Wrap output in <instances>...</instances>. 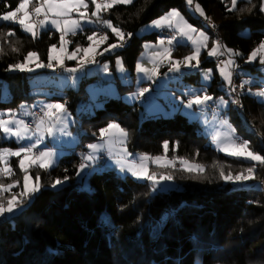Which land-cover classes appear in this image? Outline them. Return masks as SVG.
<instances>
[{
    "label": "trees",
    "instance_id": "obj_1",
    "mask_svg": "<svg viewBox=\"0 0 264 264\" xmlns=\"http://www.w3.org/2000/svg\"><path fill=\"white\" fill-rule=\"evenodd\" d=\"M18 2L0 0V13L9 10L4 7L5 3L15 8ZM193 4H199L205 15L198 11L192 15L187 0H135L131 5H116L103 12V20L119 27L125 38L128 33L131 36L127 46H119L120 50L99 59H110L114 67L115 57H121L125 67L135 73L144 44L159 39V31L139 36V30L176 9L195 25H199L200 18L210 17L219 27L222 45L242 53L243 58L237 61L240 83L242 68L259 72L258 61L245 64L244 60L264 41L260 0L240 1L241 12H228L225 5L230 6L229 0H193ZM253 5L249 13L247 9ZM9 30L15 32L7 38L11 46L0 40L3 45L0 112L15 111L35 99L28 74L9 71V65L22 61L28 51L38 52L40 60L47 63L49 47L60 46V33L53 30L42 32L33 40L20 25L0 21V33ZM93 30L96 31L95 24L71 36L72 49L78 45L88 47L87 36ZM108 36L103 48L121 43L110 29ZM12 47L19 52H13ZM192 50L190 45H179L173 52L174 56L184 57ZM214 64L215 59L204 60L202 65ZM46 70L58 75L50 68ZM177 74L181 77V73ZM189 79L195 81L193 76ZM219 83L216 74L209 92L227 96V91L218 90ZM244 90L246 119L235 112L232 121L241 140L250 141L253 150L264 155V104ZM116 97L102 98L103 108L91 117L77 115L79 105L88 99L83 88H66L63 96L52 98L67 102V109L80 120L76 126L84 133L79 144L55 167L31 170L34 178L39 176L40 191L30 200L23 198L24 210L0 222V264H264V166L256 165L253 180L243 181L241 185L226 182L220 177V167L226 174L230 171L235 176L254 162L229 157L213 148L208 137L201 133V126L181 111L169 117L148 115L137 102L133 104ZM149 98L152 101L146 102L153 103L154 99ZM233 109L230 102L229 110ZM37 110L40 109L32 111L33 117ZM238 121L243 125L239 126ZM111 122H117L129 132L128 149L132 154L166 156L177 162L175 158H184L203 165L205 171L190 173L182 168H161L153 164L151 173L158 170L173 176L177 188L166 192H153L150 181L121 177L114 171L93 174L89 189H85L77 175L78 166L88 151L87 146L98 141L100 130ZM165 142L169 145L167 153L163 148ZM0 148L17 149L19 145L1 140ZM12 165L17 171L7 182L19 181L20 186L12 192L19 193L23 173L18 168V159H13ZM57 179L64 182L52 187ZM4 195L7 198L11 193Z\"/></svg>",
    "mask_w": 264,
    "mask_h": 264
},
{
    "label": "snow or ice",
    "instance_id": "obj_2",
    "mask_svg": "<svg viewBox=\"0 0 264 264\" xmlns=\"http://www.w3.org/2000/svg\"><path fill=\"white\" fill-rule=\"evenodd\" d=\"M134 0H19L15 8L5 3L4 7L9 9L6 12L0 13V21L12 22L20 25L22 31L29 33L33 40L38 37L40 30L51 27L54 28L57 32L60 33L59 36V52L66 53V58L68 60H76L78 53H83L82 57L79 58V64L81 68L87 64L89 61L91 63H96V54L98 48L101 44L106 43L109 39L107 34L101 35L99 32L93 30L90 35L87 36V40L90 42L88 47L76 46L74 51L71 53L67 52V45L71 43L70 40L66 39L69 35L75 36L78 31H84L85 24H96L97 22L103 23L111 32L119 38L120 44H110L104 51H109L115 49L118 46H123V41L125 40V33L117 26H114L110 20H103L101 14L105 11L111 10L116 5H131ZM229 4H226V10L228 12H241L242 9L238 7L240 0H229ZM251 3V0H248ZM187 3L191 5L193 0H187ZM94 6V10L89 13V5ZM252 7L248 8L247 11L251 13ZM195 10L198 11L202 16L205 15L204 9L196 4ZM259 11L264 13V0H260ZM20 14V15H18ZM95 18V19H94ZM206 19L210 17L205 16ZM173 20H177V23L173 25ZM167 25L169 28H173L174 33L178 34L181 39L186 41H191L194 45V49L190 54L183 57L182 60H174L172 58V52L174 46H179V41L177 40V35L174 34L171 37L167 38V46L165 45V39H161L159 44L163 47L158 48L156 51L151 53V63L152 68L148 69L144 67L143 63L137 64L138 72L144 73L149 77H158L160 76V67L164 64L165 61L168 63V72H181V68H200V54L203 48H208L209 36L204 32L198 33V39L193 36V33H197L198 30L194 28L191 24H188L186 20H183L181 14L178 10L173 9L166 16L161 18L158 21L154 22V26L160 27L161 25ZM15 32L9 30L7 33H0V40L9 43L8 37L14 36ZM128 37L131 36V33L127 34ZM174 41L176 45H174ZM146 47H156V46H146ZM13 52H19V49L12 47ZM58 51L57 45L53 44L49 47L47 63H44L40 60V55L36 51H28L23 60L15 64L9 65V71L19 70L21 72L27 71L32 72L37 68H52L55 70L56 66L64 68V58L62 56L55 55ZM225 52L228 54L229 59L223 61V67L220 68L221 76L227 85L231 88L232 92L236 91V88L233 87L232 72L230 67L236 66L235 60L232 56L241 55L233 49L227 48L226 45H222L219 40L214 41L213 47L208 51L209 56L224 55ZM0 54H3V45L0 44ZM100 55H103V52H99ZM259 58V62L264 64V41H262L257 48H255L248 56L247 62L251 63ZM195 61V63H193ZM120 66V70L123 71L122 61H117ZM34 65V67L32 66ZM106 68V66H105ZM77 68H68L69 72H76ZM168 73H164L167 76ZM211 76V70H207L204 73V79L208 80ZM251 80H244L240 83L239 88L243 89L245 85H250ZM149 88H141L135 96L143 97L145 93L150 92ZM251 93V88H249ZM258 97L264 98V82L261 83L259 89L252 93ZM210 102L215 103L214 97L207 93V89H203L200 93L193 92L192 99L187 103V108L191 109L193 105L199 106L202 110L210 106ZM233 103L239 104L240 101L235 99ZM66 101L64 103H48L41 107V115L36 124L35 129L33 130L29 124L25 123L22 119H16V114L9 111L7 113H0V117L7 115L9 119L0 118V131L3 132L6 138L16 137L17 141L24 139L32 140V137H35V140L28 145H22L19 149L13 150L11 148H0V164L3 166L0 167V217H4L6 214H12L23 206V198H30L32 195L40 191L39 183H32L30 186V181L32 177L29 175V167H38L44 170H47L53 166L57 158V153L52 150H39V145L43 143L45 135L47 136H57L66 135L71 136L72 133L68 131V122L70 120V114L66 107ZM228 101L223 97L219 98V103L216 104V107L226 106ZM23 107V106H22ZM223 123L228 125V121L224 120ZM235 129H231V132L227 138V142L219 146L220 151L225 152L229 156L243 158L249 161L254 162L253 166H249L246 169L242 170L239 174L233 176L229 171L227 174L223 167H220L219 174L220 177L226 182H243L249 181L256 178V165L264 166V155L260 152L253 150L251 147V142L248 140H241L239 137L234 136ZM129 132L122 128L118 123L112 122L109 123L106 128H103L99 132L100 139L104 141V145L110 146L116 140H119L121 144V151L125 156H131L132 154L128 152L126 144L129 139ZM215 140L220 142L221 137L217 135ZM104 145L92 143L87 147L91 150L90 153L82 157V163L78 166L79 171L83 172L85 168L89 167V162L97 159L95 155L97 152L101 151ZM178 147V145H177ZM165 153H167L169 145L167 142L163 145ZM10 157H18L19 159V168L23 171V185L22 191L19 193H12L11 190L14 187L20 186L19 181H13L11 183H4L5 178H11L15 175L13 168L9 163ZM166 159L165 157H150L147 154L143 155L140 158V163L128 164L126 159L122 161H117L118 163L122 162L127 166V170L138 179H146L152 182L153 188L152 191L157 190L156 186L160 184L161 181H170L173 179L171 174H157L150 173L148 166L144 163L145 161L152 160L159 167H172L175 168L174 160H168L166 164H161V160ZM179 160V163L182 166V170L188 172L203 173L205 168L201 164H193L187 159L184 158H175ZM218 167V165H214ZM122 170H124L122 168ZM67 179V178H65ZM36 181H39V176L35 177ZM64 181L57 179L55 183L52 184V187L63 183ZM5 193H11L9 197H5Z\"/></svg>",
    "mask_w": 264,
    "mask_h": 264
},
{
    "label": "rangeland",
    "instance_id": "obj_3",
    "mask_svg": "<svg viewBox=\"0 0 264 264\" xmlns=\"http://www.w3.org/2000/svg\"><path fill=\"white\" fill-rule=\"evenodd\" d=\"M135 1V0H134ZM240 1H248V0H240ZM189 10L192 15H197V11L193 7V3L189 5ZM172 11V10H171ZM169 11V12H171ZM91 12V7L89 5V13ZM169 12L164 14L163 16L153 20L152 22L144 25L138 32L139 36H144V35H149L154 32H158L163 29H170L172 31L173 28H169L166 24L161 25L160 27L154 26V22L160 20L164 16H166ZM180 12V11H179ZM181 17L183 20H186L188 24H191L194 28L198 30L197 33H193V36L198 37L199 32H204L206 35L209 36L208 40V48H203L201 50L200 54V68H181V77L177 76L178 74L176 72H167V76L161 73L162 68L168 67L167 61L164 62V64L160 67V76L158 77H149L146 76L144 73L138 72L136 70L135 73L130 72L124 65L123 59L121 57H115L114 60V67H112V61L110 59H99L100 57L104 55H110L116 52L117 50H120L121 48L118 46L115 49H111L109 51H104V45L106 43H103L99 46L98 52L96 54V63H91L90 61L85 64L82 68L79 64V58L82 57L83 53H78L77 54V59L76 60H68L66 58L67 54L66 53H61L59 52V47L58 51L55 55L62 56L64 58V68H60L59 66H56L55 69H61L63 71V74L61 75H54L49 72H47L45 68H37L35 71L32 72H27L24 71L25 73L28 74V77L30 78V86L32 87V95L35 97L34 102L32 103H25L21 105V107L15 111H12L13 113L16 114L15 118L16 119H22L25 121H33L35 124L37 122V118L33 117L32 111L34 109H41V107L45 104L48 103H63L61 101H54L52 100L53 97L55 96H63L64 90L66 88H72L74 90H79L83 88L84 93L87 94L88 99L85 103L79 105L77 109V115L82 116L86 115L88 117H91L95 115V113L103 108L104 102L102 101V98L108 97V98H118L116 96L123 97V100L129 102V103H135L137 102L138 104L142 105L144 110L149 112L150 110H156V112H162V114H168L167 112H172L169 116H173L174 113L181 111L182 114L187 115V117L190 119V121H195L201 126V133L208 137L210 144L212 147L216 148L217 150L219 149V146L222 145L223 143L227 142V138L231 132V129H235L234 136L239 137L241 139V136L239 135V132L237 131L236 125L233 123L232 119L235 118V111H230L229 105H230V100L228 97H226L224 94H221L220 96H216L215 93H210L209 89L212 85V82L215 78V75H219L220 78V83L218 84V90L226 92L229 88L227 83L224 81L223 77L221 76L220 73V68L223 66H219L218 64H214L213 66L209 67H204L202 64L204 60L206 61H213L216 59L219 55L217 56H209L208 51L213 47L214 41L216 39L211 36V32L209 29L203 25V23L198 21L199 25H195L189 21V18L184 16L181 12ZM19 15V14H18ZM95 19V18H94ZM5 22V21H4ZM177 23V20H173V25ZM94 24H85L84 25V30L88 27H92ZM49 30L56 31L54 28L46 27L42 30H40L38 36L42 32H46ZM57 32V31H56ZM83 31H78V33H81ZM59 33V32H58ZM29 34V33H27ZM177 35V40L180 42V44H190L192 49H194V45L192 44L191 41H186L184 39H181V37ZM72 35H69L66 37V39L70 40V37ZM119 39V38H118ZM163 38H159L156 42H146L143 46V51L138 59V63H143L144 67L151 69L152 68V63H151V53L153 51H156L158 48L163 47L159 44V41ZM118 44V43H116ZM174 45H176V42L174 41ZM146 46H156V47H146ZM167 46V39H165V45ZM67 52L71 53L74 51L72 49V41L70 44L67 46ZM177 46H174V48ZM228 48V47H227ZM232 49V48H230ZM234 50V49H233ZM236 51V50H235ZM99 52H103V55H100ZM238 52V51H236ZM240 53V52H238ZM238 56H232L231 58L235 60L236 66L230 67V71L234 69H239V66L237 65L238 58L242 59L243 55ZM227 58L229 59L228 54L225 52ZM204 56V58H202ZM172 58L174 60H182L183 57H178L174 56V52H172ZM248 59V58H247ZM247 59L244 60L245 64L249 63L247 62ZM122 61L123 63V71L120 70V66L118 65L117 61ZM202 60V61H201ZM259 62V58H257L254 63ZM77 62L78 67L76 72H69L67 71L68 68H76L73 67V63ZM195 63V61H193ZM72 64V65H71ZM260 64L261 69L259 72L249 70L248 68L244 67L240 70V75L243 76V81L244 80H251L252 83L250 85H245L243 89L249 96L255 97L259 102L264 104V98L258 97L256 95H253L252 93H255L259 87L261 86V83L264 82V64ZM34 67V65H32ZM106 66V68H105ZM52 71H54L52 68H50ZM137 69V67H136ZM211 70V76L210 79L205 80L204 79V73L207 70ZM193 76L195 81L190 80L189 77ZM91 79V80H90ZM85 80L88 82L85 83ZM242 81V82H243ZM141 88H149L151 89L150 92L145 93V95L151 97L154 99L153 103L146 104L144 101L141 100V97L135 96L134 94L139 91ZM207 89V93L211 96L214 97L215 103L210 102V104H213L216 106V104L219 103V98L223 97L226 101H228L226 106L223 107H217L218 111L217 112H211L208 110V108H204L203 110L196 105H193L191 109L187 108V103L189 102L190 99H192V93H200L203 89ZM249 88H251V93L249 92ZM126 91L122 94L121 90ZM23 106V107H22ZM9 112V111H7ZM7 112H0V113H7ZM68 113L70 114V120L68 122V131L72 133L71 136H66V135H59L53 137V136H47L45 135L43 143L39 145V150H52L57 153V158L55 160V163L53 164V167H55L60 159L66 155L68 152H70L73 148H75L79 142H80V136L84 132L78 129V126L76 124L80 123V120L76 115H74L72 112L68 110ZM166 116V115H163ZM3 119H9L10 117L7 115H3ZM224 120L228 121V125H225L223 123ZM112 123V122H111ZM117 123V122H115ZM239 126L243 125L242 121H238ZM120 125V124H119ZM76 126V129L74 127ZM121 126V125H120ZM122 127V126H121ZM123 128V127H122ZM219 135L221 137V140L218 144V142L215 140V137ZM1 140H8V141H14L16 144L19 145V148L22 145H28L29 143H32L35 140V137H32V140L29 139H24L21 141H17L16 137H8L6 138L3 134L2 131H0V142ZM129 141V139H128ZM97 144L104 145V141L99 138L98 141L93 142ZM121 144L119 140H116L113 144L110 146L104 145L101 151L97 152L95 155L97 156V159L94 161L89 162V167L85 168L83 172L79 173V180L80 182L83 183V186L85 189H89V180L90 177L95 174V173H103V172H109V171H114L121 177H132L136 181L139 182H145L146 179H138L137 177L133 176L130 171L127 170V166L124 165L122 162L118 163L117 161H122V159H126L128 161V164L132 163H140V158L143 155L139 154H132L129 149H128V142L126 144V147L128 149V152L131 153V156H125L122 151H121ZM17 148V149H19ZM13 149V150H17ZM224 155H227L225 152L218 150ZM91 150L88 148V151L86 154L90 153ZM85 154V155H86ZM84 155V156H85ZM100 156H105L104 161H100L99 158ZM229 156V155H227ZM165 157V156H161ZM233 157V156H229ZM237 158V157H233ZM13 159H18V168H19V159L18 157H10L9 158V163L11 167L14 170V167L12 165V160ZM243 159V158H239ZM170 160L166 157V159L161 160V164H166L167 161ZM246 160V159H244ZM249 161V160H248ZM179 162V161H178ZM149 169V172L151 171V166L154 164L157 166L156 163H154L152 160L145 161L144 162ZM3 165L0 164V167ZM159 167V166H158ZM49 168V169H51ZM122 168L124 170H122ZM161 168H168V167H161ZM182 168V167H179ZM32 169H41L38 167H29V175L32 177V181H30V186L32 183H39V181H36L35 178L31 174ZM19 170L23 173V171L19 168ZM17 170H14L16 173ZM161 173L163 174L164 171H156L155 173ZM151 173V172H150ZM13 177V176H12ZM11 178H5L4 183H11L13 181L17 180H12L7 182ZM24 177V173L22 175ZM149 181V180H148ZM7 182V183H6ZM248 182V181H244ZM150 183H152L150 181ZM237 184L241 185V182H238ZM157 190L155 192H166L172 189H176V183L173 180L170 181H161L158 186H156ZM18 189V187H14L13 190ZM28 198V197H27ZM28 198V200H30ZM24 210V204L21 208H19L17 211H15L12 214H6L4 217H0V222L5 221L8 218L14 217L16 214Z\"/></svg>",
    "mask_w": 264,
    "mask_h": 264
},
{
    "label": "built area",
    "instance_id": "obj_4",
    "mask_svg": "<svg viewBox=\"0 0 264 264\" xmlns=\"http://www.w3.org/2000/svg\"><path fill=\"white\" fill-rule=\"evenodd\" d=\"M193 7L195 8V5L193 4ZM200 21L203 23L204 26H206L209 31L211 32V34L213 35V37L216 39V40H219L220 43L222 44V41H221V37H220V34H219V27L214 25V23L209 20V19H206V18H200ZM96 31L99 32L101 35L103 34H109V29L103 24V23H100V22H97L96 24ZM158 35H159V38H163V39H167L169 37H171L172 35H174V31L166 28V29H163V30H160L158 32ZM130 42V39L128 37L125 38V40L123 41V46H127ZM228 58L226 55H219L216 59H215V62L216 64H218L219 66H223L222 62L223 61H226ZM54 73L55 74H62L63 71L61 69H55L54 70ZM232 79H233V87L236 88V91L235 92H232L231 91V88L229 87L228 90H227V97L229 98L230 102L233 104L234 106V110L237 114H239L241 117H243L244 119L245 116H246V110H245V105L243 104L242 102V96H243V89L239 88V85H240V78H239V72L237 69H234L232 70ZM143 99L144 101H152L147 95H144L143 96ZM235 99H238L240 101L239 104L237 103H233L232 101L235 100ZM208 110H210L211 112H217L218 111V108L213 105V104H210L209 107H207ZM41 115H43V113L41 112V110H37L35 111L34 113V116L35 118H39ZM27 124H29V126L34 130L35 129V123L33 121H29L27 122ZM106 158L105 156H101L100 157V161H104ZM172 160V159H170ZM175 162V168H179L181 167V164L177 161H174ZM263 184V182H262Z\"/></svg>",
    "mask_w": 264,
    "mask_h": 264
},
{
    "label": "crops",
    "instance_id": "obj_5",
    "mask_svg": "<svg viewBox=\"0 0 264 264\" xmlns=\"http://www.w3.org/2000/svg\"><path fill=\"white\" fill-rule=\"evenodd\" d=\"M91 5V4H90ZM92 7H91V10H94V6L93 5H91ZM174 34H176V33H174ZM180 45H190V44H180ZM105 49V48H104ZM173 50H174V48H173ZM204 57V56H203ZM202 61V60H201ZM137 64H138V62H137ZM72 65V64H71ZM79 65H78V63L77 62H75V63H73V67H78ZM137 70V69H136ZM136 72V71H135ZM168 72V67H164V68H162V70H161V73L162 74H164V73H167ZM226 96V95H225ZM227 97V96H226ZM142 100V99H141ZM143 101V100H142ZM146 104H150V103H147L146 101H144ZM136 103V102H135ZM229 108H230V105H229ZM168 114H162V112L160 111V112H156V110H150L149 109V112H147V114L148 115H161L162 117H167V115H170L172 112H167ZM170 113V114H169ZM175 114V113H174ZM163 115H166V116H163ZM185 115V114H184ZM187 116V115H186ZM215 148V147H214ZM216 149V148H215ZM217 150V149H216Z\"/></svg>",
    "mask_w": 264,
    "mask_h": 264
}]
</instances>
